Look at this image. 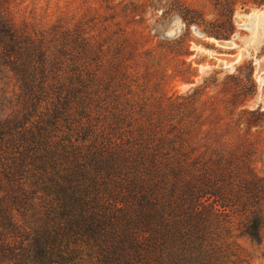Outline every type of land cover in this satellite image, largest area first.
<instances>
[{
    "label": "trees",
    "instance_id": "16d2710c",
    "mask_svg": "<svg viewBox=\"0 0 264 264\" xmlns=\"http://www.w3.org/2000/svg\"><path fill=\"white\" fill-rule=\"evenodd\" d=\"M19 5L0 0L24 112L0 125V264H242L233 231L264 239V114L206 87L146 97L113 16L40 25Z\"/></svg>",
    "mask_w": 264,
    "mask_h": 264
},
{
    "label": "rangeland",
    "instance_id": "374dc122",
    "mask_svg": "<svg viewBox=\"0 0 264 264\" xmlns=\"http://www.w3.org/2000/svg\"><path fill=\"white\" fill-rule=\"evenodd\" d=\"M17 1L21 15L34 16L40 25L66 17L71 25L86 27L113 16L118 35L127 31L133 38L130 66L138 83L145 84L140 94L146 97L184 96L206 87V98L218 97L232 108L264 114V0ZM221 42L235 46L223 47ZM23 114L16 83L3 70L0 125L20 121ZM260 119L250 132L264 143V116ZM262 161L258 169H264ZM232 239L242 264H264V239L257 244L237 230Z\"/></svg>",
    "mask_w": 264,
    "mask_h": 264
},
{
    "label": "bare ground",
    "instance_id": "6f19581e",
    "mask_svg": "<svg viewBox=\"0 0 264 264\" xmlns=\"http://www.w3.org/2000/svg\"><path fill=\"white\" fill-rule=\"evenodd\" d=\"M220 45H222L223 47H233V46H235L231 42H221Z\"/></svg>",
    "mask_w": 264,
    "mask_h": 264
}]
</instances>
